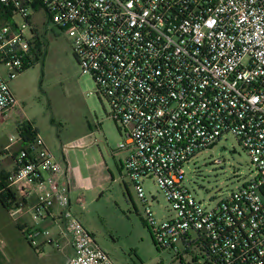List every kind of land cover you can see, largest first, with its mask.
Instances as JSON below:
<instances>
[{
	"label": "built area",
	"instance_id": "obj_1",
	"mask_svg": "<svg viewBox=\"0 0 264 264\" xmlns=\"http://www.w3.org/2000/svg\"><path fill=\"white\" fill-rule=\"evenodd\" d=\"M0 4L13 14L0 27V117L15 107L10 82L38 59L33 15L42 13L45 27L72 40L82 74L120 125L122 168L138 196L146 202L143 184L153 180L167 198L169 219L157 222L146 210L156 246L182 264H264V0ZM227 136L255 176L207 208L186 186L184 166ZM20 142L11 138L6 151ZM6 174L8 188L22 187L8 212L16 221L30 215L32 244L52 235L44 227L51 220L49 244L72 250L65 264H116L72 213L67 168L39 135Z\"/></svg>",
	"mask_w": 264,
	"mask_h": 264
},
{
	"label": "rangeland",
	"instance_id": "obj_2",
	"mask_svg": "<svg viewBox=\"0 0 264 264\" xmlns=\"http://www.w3.org/2000/svg\"><path fill=\"white\" fill-rule=\"evenodd\" d=\"M42 13L33 15L42 51L35 63L10 82L15 107L0 117V173L13 169L22 127L31 123L68 171L72 213L116 264H182L172 251L156 246L146 210L157 222L173 214L165 194L153 182L143 184L146 202L120 166L124 152L120 125L97 95L89 75L82 74L73 42L55 27H45ZM17 22L22 20L17 17ZM235 149V152H233ZM221 163H216V161ZM185 184L205 207H217L232 190L254 178L248 155L230 136L184 166ZM9 171V172H10ZM16 221L0 203V264H65L66 253L40 236L32 244L18 224L34 227L29 214Z\"/></svg>",
	"mask_w": 264,
	"mask_h": 264
},
{
	"label": "trees",
	"instance_id": "obj_3",
	"mask_svg": "<svg viewBox=\"0 0 264 264\" xmlns=\"http://www.w3.org/2000/svg\"><path fill=\"white\" fill-rule=\"evenodd\" d=\"M12 13L9 11L8 8L0 4V27L7 24L10 21V18L12 17ZM37 49L41 54L42 48L41 45L37 43ZM38 55V56H39ZM38 133L37 130L34 128V126L31 123L25 124L20 133V149L28 146L34 140L37 138ZM19 149V151H20ZM7 174L5 172L1 173L0 178V203L8 210L11 206L17 203V196L16 194L8 188L7 184ZM19 222V221H18ZM20 231L25 235L26 227L18 224Z\"/></svg>",
	"mask_w": 264,
	"mask_h": 264
},
{
	"label": "crops",
	"instance_id": "obj_4",
	"mask_svg": "<svg viewBox=\"0 0 264 264\" xmlns=\"http://www.w3.org/2000/svg\"><path fill=\"white\" fill-rule=\"evenodd\" d=\"M35 128V127H34ZM36 130H37V133H38V135H39V137H41L43 140H44V142L46 143V145H47V142L45 141V139L43 138V136H41V133L38 131V129L37 128H35ZM47 147L49 148V146L47 145ZM49 150L51 151V149L49 148ZM119 153H123V152H119ZM124 154V156L126 155L125 153H123ZM126 158V157H125ZM123 161L124 160H122V161H120V166L122 167V163H123ZM10 170H6V171H2V172H5V173H8ZM67 174H68V171H67ZM21 186H17V187H15V189L13 190V192L16 194V196H17V198L19 199L20 197V193H18V191L19 190H21ZM70 197H71V193H70ZM71 200V199H70ZM28 204L29 205H32L33 203H35V201H36V199L34 198V197H31V198H29L28 200ZM71 205H72V201H71ZM61 212V210L58 208V207H54V208H52L51 210H50V213L51 214H54V215H58L59 213ZM20 221H23V219H21ZM23 223H24V221H23ZM51 224H53L52 223V221L51 220H48L46 223H44V227H49ZM24 227H26L25 225H24ZM28 227V226H27ZM65 251H67V253L66 254H71L72 253V250L70 249V248H65L64 249Z\"/></svg>",
	"mask_w": 264,
	"mask_h": 264
},
{
	"label": "water",
	"instance_id": "obj_5",
	"mask_svg": "<svg viewBox=\"0 0 264 264\" xmlns=\"http://www.w3.org/2000/svg\"><path fill=\"white\" fill-rule=\"evenodd\" d=\"M234 152V151H233Z\"/></svg>",
	"mask_w": 264,
	"mask_h": 264
}]
</instances>
